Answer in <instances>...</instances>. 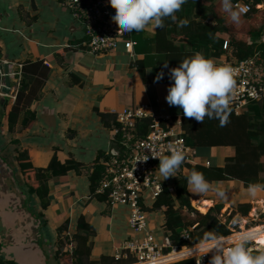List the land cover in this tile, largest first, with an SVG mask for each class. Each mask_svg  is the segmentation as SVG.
<instances>
[{
    "label": "crops",
    "instance_id": "1",
    "mask_svg": "<svg viewBox=\"0 0 264 264\" xmlns=\"http://www.w3.org/2000/svg\"><path fill=\"white\" fill-rule=\"evenodd\" d=\"M258 7L251 19L242 15L239 24L230 22L221 0L216 12L234 36L247 38L250 31L260 30L261 36L252 39L264 42V20L256 17L260 9L264 10V0ZM260 14L263 16V11ZM156 33L154 24L144 31H133L137 41L134 56L123 46L116 52L95 55L89 51V38L83 25L73 19L61 0H0V55L17 64L43 60L52 69L40 98L30 108L36 117L26 126L22 124L26 117L22 112L14 130L9 129L16 89L0 97V264L7 260L15 264H69L67 258H71L72 248L67 241L73 237L81 215L93 224L91 257L94 260L115 255L117 248L132 236L128 208L114 207L92 190L96 165H103L108 153L119 147V142L112 138L113 128L106 126L99 113L116 117L115 111L149 104L156 115L184 116L182 109L170 106L166 100L168 88L174 82L153 81L166 57L153 42ZM184 58L188 57L172 58V67H178ZM145 67L143 76L141 68ZM197 150L201 165L207 160L222 165L236 151L233 146ZM22 151H28L36 167H47L55 153L63 160L73 159L80 164L78 169L50 181V204L45 209L40 198L29 192L31 181L25 179L17 160ZM181 172L188 173L183 165L176 175ZM160 178L162 184L166 181L171 188L176 176ZM210 184L213 189H223L228 199H221L214 191L203 195L190 192L195 208L201 202L203 206L204 201H210L205 209L200 207L204 211L215 205L223 206L221 216L226 221L237 205L251 204L249 214L235 213L229 226L233 229L235 220L241 218L244 224L240 228L246 229L250 219L255 223L249 226L253 229L249 232L261 231L262 224L258 223L264 220V192L251 198L240 180ZM163 210L150 214V224L158 235L165 228ZM66 221L69 224L60 231ZM249 232L245 230L238 235ZM235 234L226 239L234 241ZM249 247L252 252L261 251L251 242ZM64 253L67 255L63 258Z\"/></svg>",
    "mask_w": 264,
    "mask_h": 264
},
{
    "label": "trees",
    "instance_id": "2",
    "mask_svg": "<svg viewBox=\"0 0 264 264\" xmlns=\"http://www.w3.org/2000/svg\"><path fill=\"white\" fill-rule=\"evenodd\" d=\"M218 1L188 0L182 9L176 13L177 20L175 22L171 18L164 19L165 26L157 28L153 42L158 52L166 54L163 64L168 61L169 67L165 69L161 65L153 77L154 82H157L156 76L161 70L164 71L165 75L158 81L159 83L174 82L170 79V69L173 68L170 60L178 57V55H185V57L191 58L196 53H201L209 59L222 56L225 52L224 43L226 40L229 41V45L239 60L246 59L256 52L264 54V42L259 39H252L253 37L261 36V31L252 30L248 33L249 35L247 34V38L234 36L225 20L217 15L216 6ZM239 1L252 4L251 13L243 16L245 19H251L252 15L259 11L258 5L263 3V0H233V4ZM185 18L190 23L186 27H178L179 21ZM141 73L145 76L146 67L141 68ZM51 74L52 69L43 60L23 63L21 85L18 89L13 109L9 114L10 130H14L17 126L22 112L26 115L22 121L23 126H26L31 119L36 117L30 108L40 98L41 90ZM230 109L229 122L224 127L220 126V122L217 119L205 117L204 122L201 123L194 118L183 116V136L187 143L193 147L202 149L213 146H233L236 150L235 154L226 157L222 165H213L212 163L208 166L193 163L182 164L188 173L186 175L181 172L176 175L172 184L174 193L170 192V186L165 181L163 183V191L156 200L151 202L143 200L144 209L149 214L164 209L165 219L163 226L169 231L173 245L179 248L185 245L194 246L197 240L207 231L215 230L218 235L223 237L231 235L233 231L229 223L232 216L237 212L242 215H248L252 209L251 204L241 203L233 209L232 215L225 221L221 216L223 206L215 205L206 210L207 212L202 210L205 207H202V211L195 208L192 205L191 195L187 188V177L192 170L202 172L209 182L240 180L245 187L249 183H264V99L248 103L240 114L236 113L234 109ZM99 114L107 127L114 129L118 126L115 115L103 112ZM148 125L149 123L147 122L142 126L141 134L146 133ZM17 160L25 179L31 181L29 183V192L40 198L44 209L50 204V181L58 176L66 175L80 166L73 159H61L58 153H55L51 163L45 168L36 167L28 151L20 152ZM103 173L104 166L102 164L96 165L92 175V190L101 199L108 200L107 195L96 193ZM34 183L38 184L34 185ZM184 208H187L188 211H184ZM192 214H195V217H192ZM68 224L69 222L66 221L61 226L60 231L66 229ZM258 224H264V220ZM194 225H196L195 228L190 230V240H182L183 230ZM92 231L93 224L81 215L78 218L73 237L67 241L72 246V252L69 256L71 258H67V263L72 264V261L73 264L135 263L136 259L132 256L126 259H117L115 255H103L98 260L92 259L91 254L94 247V241L91 239ZM261 235L252 237L256 239L261 237ZM255 252L257 253L258 251H253V253ZM66 255L64 253L63 258ZM71 259L72 261H70ZM1 264H15V262L7 260ZM182 264H194V262L189 260Z\"/></svg>",
    "mask_w": 264,
    "mask_h": 264
},
{
    "label": "built area",
    "instance_id": "3",
    "mask_svg": "<svg viewBox=\"0 0 264 264\" xmlns=\"http://www.w3.org/2000/svg\"><path fill=\"white\" fill-rule=\"evenodd\" d=\"M61 3L72 13L73 19L83 25L92 54L116 52L123 46L134 56L137 41L133 38V32L119 31L121 25L113 18L115 9L109 0H61ZM234 5L248 8L242 15L252 11L251 3L239 1ZM224 49L222 56L210 59L217 65H228L235 70L237 86L235 95L230 99V108L240 114L248 103L264 99V54L256 52L239 60L228 40L224 43ZM6 66L13 79L11 91L16 89L18 92L21 85L23 64L14 63L0 55V97L8 94L3 90L6 85ZM115 114L118 126L112 130V138L119 142V147L114 153H108L103 162L104 173L96 189L97 194L108 196L112 206L127 207L129 211L128 224L132 236L117 248L115 257L126 259L132 256L136 259L132 264H169L184 259H193L194 264H197L199 256L196 259L195 255L190 254L193 246H174L166 228L158 235L150 224V214L143 206L144 199L154 201L163 191L158 172L160 160L152 156L154 153L167 156L173 150H181L186 156L182 164H201L197 148L189 145L183 136L182 118L156 115L149 104L128 107L115 111ZM147 122L148 130L141 134L142 126ZM204 164L208 166L211 162L207 160ZM173 191L171 187L170 192ZM195 226L183 230L182 240H190V230ZM232 231L234 234L235 230ZM214 254L213 251L204 255L200 264H209Z\"/></svg>",
    "mask_w": 264,
    "mask_h": 264
},
{
    "label": "clouds",
    "instance_id": "4",
    "mask_svg": "<svg viewBox=\"0 0 264 264\" xmlns=\"http://www.w3.org/2000/svg\"><path fill=\"white\" fill-rule=\"evenodd\" d=\"M115 9L114 19L121 25L119 31L141 32L150 24L156 28H163L164 19L177 20L176 13L188 0H109ZM223 10L228 14L230 22L239 24L242 14L248 11L247 7L233 4V0H221ZM190 21L182 19L178 27H186ZM169 62L163 64L167 69ZM163 70L156 76L157 82L164 77ZM170 79L174 81L168 88L166 100L170 106H178L183 110L185 117L194 118L203 123L205 117L217 119L224 127L229 122L230 99L235 95L237 81L235 70L228 65H217L212 59L201 53L182 60L180 65L170 69ZM159 158V175L163 180L176 176L177 170L184 163L186 156L181 150H173L170 155H152ZM149 158V157H148ZM147 160V159H146ZM144 160V161H146ZM188 191L203 195L214 191L221 199H228V194L220 188L213 189L202 172L192 170L187 177ZM264 192V183H249L246 194L257 198ZM252 239L250 234H242L234 241L218 235L215 230L207 231L192 247V256L195 255L197 264L201 258L215 252L209 264H264V251L253 254L249 247ZM264 243V241H262ZM202 254V255H201Z\"/></svg>",
    "mask_w": 264,
    "mask_h": 264
},
{
    "label": "rangeland",
    "instance_id": "5",
    "mask_svg": "<svg viewBox=\"0 0 264 264\" xmlns=\"http://www.w3.org/2000/svg\"><path fill=\"white\" fill-rule=\"evenodd\" d=\"M258 9H259V7H258ZM261 11H263V14H264V10L263 9H260ZM261 11L258 13L259 15H261L260 13H261ZM258 14L256 15V17H259V18H262V21L264 20V15L263 16H258ZM253 17V16H252ZM14 84V83H13ZM88 99V98H87ZM83 112H84V110H83ZM247 219V218H246ZM252 222L253 223H255L253 220H250V219H248V227L249 226H251V224H252ZM244 224V220H242L241 218H237V220H235V224H234V226H233V229L235 230V233H237V235H238V233H240V232H243V231H247L248 230V232L250 231V230H253V229H251V228H246V229H243V228H240V227H242V225ZM262 226H264L263 224H262ZM259 228V227H258ZM255 230V229H254ZM262 232H264V230L262 231ZM234 233V234H235ZM236 235V234H235ZM264 234H262L261 235V237L263 236ZM260 238V237H259ZM257 239L258 238H256V240H255V237H252V239L250 240V242L251 243H253L254 244V246H255V248L256 247H259V249H261V251H264V247L263 246H260L259 244H257L255 241H257ZM258 253V252H257ZM253 254H256V252L255 253H253ZM189 260H192L193 261V259H185V260H182V261H178V262H172V263H169V264H182V263H186L187 261H189Z\"/></svg>",
    "mask_w": 264,
    "mask_h": 264
},
{
    "label": "bare ground",
    "instance_id": "6",
    "mask_svg": "<svg viewBox=\"0 0 264 264\" xmlns=\"http://www.w3.org/2000/svg\"><path fill=\"white\" fill-rule=\"evenodd\" d=\"M210 205V201H204L203 202V206H202V202L200 203V206L199 207H208ZM201 209V208H200ZM262 229H261V231H259V232H255V231H251V232H249V233H247V234H250L251 236H254V235H260V234H264V232H262L263 230H264V226H262L261 227ZM238 236H240V235H237V237ZM236 237V238H237ZM229 240H232V239H229ZM262 241H264V236H262V237H260V238H258L257 239V243L260 245V246H263L264 247V243H262Z\"/></svg>",
    "mask_w": 264,
    "mask_h": 264
},
{
    "label": "water",
    "instance_id": "7",
    "mask_svg": "<svg viewBox=\"0 0 264 264\" xmlns=\"http://www.w3.org/2000/svg\"><path fill=\"white\" fill-rule=\"evenodd\" d=\"M5 72H6L7 76H6V85H5V87L3 88V90H4L6 93H10V91H11V78H10V76H9V74H8V72H9V68H8V66L5 67Z\"/></svg>",
    "mask_w": 264,
    "mask_h": 264
}]
</instances>
